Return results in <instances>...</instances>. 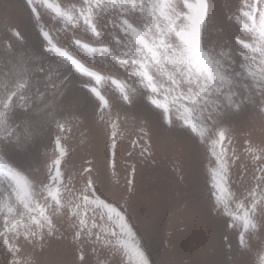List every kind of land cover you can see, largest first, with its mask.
I'll return each mask as SVG.
<instances>
[{
	"label": "snow or ice",
	"instance_id": "6c2138e0",
	"mask_svg": "<svg viewBox=\"0 0 264 264\" xmlns=\"http://www.w3.org/2000/svg\"><path fill=\"white\" fill-rule=\"evenodd\" d=\"M25 3L39 48L30 52L9 43L0 67L3 264H29L23 259L27 249L62 232L71 234L79 264H93L88 249L108 253L109 264H152L127 208L106 195L93 169L69 175L62 168L69 155L63 134L73 116L64 98L74 81L108 130L113 170L121 119L138 107L202 147L212 165L209 212L233 230L240 257L233 264H264V238L258 236L264 233V143L241 145L251 161V183L234 191L232 167L241 156L230 127L247 108L264 113V0H242L223 17L214 13V0ZM12 37L23 41L18 30ZM52 124L55 156L41 177L31 160ZM150 131L141 125L131 141L143 159L152 155ZM247 172L242 165L241 181ZM132 183L126 181L129 188ZM224 238L232 248V238Z\"/></svg>",
	"mask_w": 264,
	"mask_h": 264
},
{
	"label": "rangeland",
	"instance_id": "374dc122",
	"mask_svg": "<svg viewBox=\"0 0 264 264\" xmlns=\"http://www.w3.org/2000/svg\"><path fill=\"white\" fill-rule=\"evenodd\" d=\"M57 2L69 6L77 0ZM241 2L214 0V13L223 17ZM45 21L55 24L47 16ZM13 29L21 33L23 41L12 37ZM212 31H219V26ZM40 42L25 0H0V67L9 43L31 52L39 48ZM64 106L73 116L66 126L68 131L63 134L62 143L69 155L62 168L69 175H78L87 167L93 169L92 175L103 181L106 195L127 208L138 237L146 241L152 264H233L240 259L235 252L233 230L226 227L224 217L209 212L212 165L205 157L204 149L198 147L187 133L168 128L156 113L138 107L127 120L121 119L113 170L108 156V130L85 91L75 81L67 89ZM141 125L145 130H151L152 155L147 159L131 148V141L137 138ZM230 127L236 139L237 154L241 156L232 167L235 191L251 183V161L244 155L241 145L245 140L254 145L264 143V113L258 108H247L231 120ZM57 134L56 126L52 124L33 153L31 164L41 177L55 156L53 141ZM129 151H133V155L129 156ZM132 165L136 168L134 176ZM242 165L248 166V172L241 181ZM128 179L133 180L130 188L126 184ZM225 236L232 238V248ZM258 236L264 238V233ZM87 251L93 264L97 260L99 264H109L111 260L106 252L92 254L90 249ZM23 259L29 264H79L71 234L63 232L47 240L42 247L27 249ZM3 261L0 254V264Z\"/></svg>",
	"mask_w": 264,
	"mask_h": 264
}]
</instances>
